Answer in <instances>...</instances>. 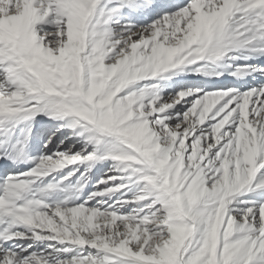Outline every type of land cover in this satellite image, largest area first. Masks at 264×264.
I'll use <instances>...</instances> for the list:
<instances>
[{"label": "snow or ice", "instance_id": "1", "mask_svg": "<svg viewBox=\"0 0 264 264\" xmlns=\"http://www.w3.org/2000/svg\"><path fill=\"white\" fill-rule=\"evenodd\" d=\"M0 264H264V0H0Z\"/></svg>", "mask_w": 264, "mask_h": 264}]
</instances>
